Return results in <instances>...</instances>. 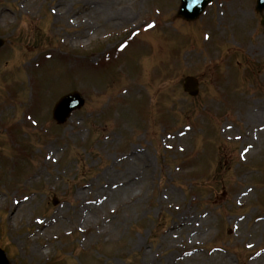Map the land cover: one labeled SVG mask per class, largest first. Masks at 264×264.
Segmentation results:
<instances>
[{"label": "rangeland", "instance_id": "obj_1", "mask_svg": "<svg viewBox=\"0 0 264 264\" xmlns=\"http://www.w3.org/2000/svg\"><path fill=\"white\" fill-rule=\"evenodd\" d=\"M178 5L0 0V264H264V11Z\"/></svg>", "mask_w": 264, "mask_h": 264}, {"label": "water", "instance_id": "obj_2", "mask_svg": "<svg viewBox=\"0 0 264 264\" xmlns=\"http://www.w3.org/2000/svg\"><path fill=\"white\" fill-rule=\"evenodd\" d=\"M180 6L177 15L187 20L195 19L211 0H180ZM257 9H264V0H257ZM2 41L0 40V45ZM184 89L190 94L197 92L196 81L192 77H186L183 84ZM83 103L81 96L77 92L69 93L63 96L54 106L53 116L62 122L68 116L70 111L79 108Z\"/></svg>", "mask_w": 264, "mask_h": 264}, {"label": "bare ground", "instance_id": "obj_3", "mask_svg": "<svg viewBox=\"0 0 264 264\" xmlns=\"http://www.w3.org/2000/svg\"><path fill=\"white\" fill-rule=\"evenodd\" d=\"M90 6H93L94 7V5L91 3V4H89ZM95 9H99V8H95Z\"/></svg>", "mask_w": 264, "mask_h": 264}]
</instances>
